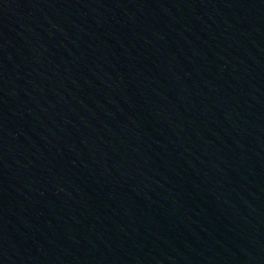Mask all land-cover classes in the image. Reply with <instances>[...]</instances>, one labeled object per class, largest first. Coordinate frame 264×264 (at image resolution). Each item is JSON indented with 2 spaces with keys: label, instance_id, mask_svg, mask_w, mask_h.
<instances>
[{
  "label": "water",
  "instance_id": "95a60500",
  "mask_svg": "<svg viewBox=\"0 0 264 264\" xmlns=\"http://www.w3.org/2000/svg\"><path fill=\"white\" fill-rule=\"evenodd\" d=\"M0 264H264V0H0Z\"/></svg>",
  "mask_w": 264,
  "mask_h": 264
}]
</instances>
